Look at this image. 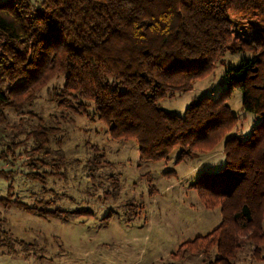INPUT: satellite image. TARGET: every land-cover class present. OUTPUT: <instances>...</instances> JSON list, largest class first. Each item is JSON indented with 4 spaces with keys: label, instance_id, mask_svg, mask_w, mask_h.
Returning <instances> with one entry per match:
<instances>
[{
    "label": "trees",
    "instance_id": "trees-1",
    "mask_svg": "<svg viewBox=\"0 0 264 264\" xmlns=\"http://www.w3.org/2000/svg\"><path fill=\"white\" fill-rule=\"evenodd\" d=\"M236 22L254 27L236 30ZM240 51L249 55L227 67L216 95H200L182 114L160 107L162 97L190 90L226 53ZM58 75L56 104L81 114L88 109L112 138L134 140L139 160L176 153L177 163L221 143L222 167L193 185L220 222L183 241L174 258L264 259V0H0V160L7 163L0 175L30 164L36 178L52 166L50 118L29 113L11 122L5 109L30 104ZM234 88L251 116L246 135L236 130L239 118L228 104ZM28 141L23 160L16 149ZM93 151L94 163L103 164L102 150ZM97 183L119 189L112 176ZM12 195L10 183L8 206L40 212Z\"/></svg>",
    "mask_w": 264,
    "mask_h": 264
},
{
    "label": "rangeland",
    "instance_id": "rangeland-1",
    "mask_svg": "<svg viewBox=\"0 0 264 264\" xmlns=\"http://www.w3.org/2000/svg\"><path fill=\"white\" fill-rule=\"evenodd\" d=\"M240 26L244 31L254 27L233 23V29ZM248 53H226L209 75L193 81L190 90L162 97L160 107L182 114L200 95H216L227 67ZM58 76L30 104L5 109L11 122L29 113L50 118L55 131L50 138L52 166L40 171L41 176L32 177L30 164L16 174L9 172L10 177L8 172L0 175V264H212L213 254L187 259L172 255L183 241L208 233L220 222L219 211L205 207L193 185L222 167L221 143L177 163L176 153L162 160H139L134 140L112 138L107 125L88 115V109L81 114L56 104L53 88L63 79ZM228 104L239 118L236 130L246 135L252 120L241 109L239 89L232 90ZM28 143L16 149L23 160L27 150L21 149ZM93 146L103 152L105 162L99 166ZM6 165L0 160V168L7 170ZM110 176L119 181L118 190L97 183ZM10 183L12 198L39 206L38 214L6 204L9 200L3 196ZM245 264H264V259Z\"/></svg>",
    "mask_w": 264,
    "mask_h": 264
}]
</instances>
